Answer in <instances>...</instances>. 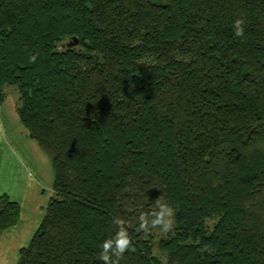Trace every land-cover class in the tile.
Here are the masks:
<instances>
[{"label": "trees", "instance_id": "1", "mask_svg": "<svg viewBox=\"0 0 264 264\" xmlns=\"http://www.w3.org/2000/svg\"><path fill=\"white\" fill-rule=\"evenodd\" d=\"M10 88L54 169L18 264H103L117 220L120 264H264V0H0ZM20 213L0 194V239Z\"/></svg>", "mask_w": 264, "mask_h": 264}, {"label": "crops", "instance_id": "2", "mask_svg": "<svg viewBox=\"0 0 264 264\" xmlns=\"http://www.w3.org/2000/svg\"><path fill=\"white\" fill-rule=\"evenodd\" d=\"M54 184L50 157L22 123L13 101L0 106V194L21 205L16 225L0 239V264H18L45 215Z\"/></svg>", "mask_w": 264, "mask_h": 264}, {"label": "clouds", "instance_id": "3", "mask_svg": "<svg viewBox=\"0 0 264 264\" xmlns=\"http://www.w3.org/2000/svg\"><path fill=\"white\" fill-rule=\"evenodd\" d=\"M245 20L243 18H237L233 21L234 35L236 37H243L245 33L244 28ZM36 56L30 57V62L35 63ZM157 209L151 215L146 217L141 214L140 227L143 231H148L150 227H158L164 232L171 230L173 226V209H171L167 203L162 202V199L158 197L156 199ZM120 225L119 230L115 236L110 239H106L102 243V251L99 253V259L103 264H120V261L124 257V253L127 251H135L132 238L129 235L126 228L122 226V223L115 221ZM150 225V226H149Z\"/></svg>", "mask_w": 264, "mask_h": 264}, {"label": "rangeland", "instance_id": "4", "mask_svg": "<svg viewBox=\"0 0 264 264\" xmlns=\"http://www.w3.org/2000/svg\"><path fill=\"white\" fill-rule=\"evenodd\" d=\"M9 91L11 93L8 95V98L7 99H9L10 101H13L14 104H16V101L19 98V93H18L17 89L10 88Z\"/></svg>", "mask_w": 264, "mask_h": 264}, {"label": "water", "instance_id": "5", "mask_svg": "<svg viewBox=\"0 0 264 264\" xmlns=\"http://www.w3.org/2000/svg\"><path fill=\"white\" fill-rule=\"evenodd\" d=\"M79 44V39L77 37H73L70 41H68L65 46L71 47Z\"/></svg>", "mask_w": 264, "mask_h": 264}]
</instances>
